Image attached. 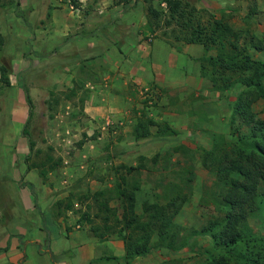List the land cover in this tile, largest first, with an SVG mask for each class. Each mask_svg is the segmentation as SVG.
Here are the masks:
<instances>
[{
	"label": "rangeland",
	"instance_id": "obj_1",
	"mask_svg": "<svg viewBox=\"0 0 264 264\" xmlns=\"http://www.w3.org/2000/svg\"><path fill=\"white\" fill-rule=\"evenodd\" d=\"M183 1L195 8L202 21L209 14L223 16L233 28H251L264 39V0ZM77 2L75 7L70 0H0L1 59L10 68L9 85L0 82V264H42L40 258L47 254L38 250L37 240L46 230V212L61 214L72 209L77 220L83 221L87 213L91 224L101 226L99 216L106 212H100L98 201L106 200L119 214V200L94 193H105L114 184L112 166L139 162L143 165L137 174L136 213H141L144 200L153 201L169 184H178L186 193L172 218L177 227L175 248L151 250L157 264H197L203 257L202 248L210 243L201 228L221 217L219 188L214 174L201 163L202 151L210 148L216 134L230 139V105L237 90L212 88L200 63L213 51L176 39L177 27L165 23L162 2ZM149 3L162 12L153 30L146 20ZM250 4L259 13L246 23ZM134 23L144 26L137 28L136 38L129 33ZM249 52L262 58L258 52ZM122 62L133 69L130 76L119 75ZM22 84L32 103L29 116ZM86 101L112 107L96 109L98 113L91 117L82 110ZM252 109L264 118L263 99L254 102ZM145 118L156 125L148 126L147 136L135 139L132 127ZM164 125L175 133L156 131ZM22 129L32 142L30 150ZM54 163L81 172L70 193L57 199L58 203L34 202L35 210L25 213L17 193L20 184L28 185L24 171L31 167L33 181L42 180L46 173L42 177L39 171L53 169L50 165ZM52 193L44 199L50 202ZM245 225L257 236L264 235V213L249 212ZM27 233L33 234L32 242L37 244L26 246Z\"/></svg>",
	"mask_w": 264,
	"mask_h": 264
},
{
	"label": "trees",
	"instance_id": "obj_2",
	"mask_svg": "<svg viewBox=\"0 0 264 264\" xmlns=\"http://www.w3.org/2000/svg\"><path fill=\"white\" fill-rule=\"evenodd\" d=\"M70 1L77 7L78 0ZM157 1L164 4L165 23L172 22L177 27L176 39L213 51L200 63V71L209 79L212 88L225 91L235 87L237 90L230 105V139L216 134L210 148L202 151L201 163L214 174L219 188L221 217L210 220L201 228L200 232L209 235L210 243L202 248L200 254L203 257L197 264H264V235L257 236L245 225L249 212L264 213V118L257 117L252 109L254 102L264 100V39L251 28H233L223 16L209 14L202 21L195 8L183 0ZM145 11L147 23L153 30L162 12L151 3L146 5ZM258 13L256 5L250 4L244 15L246 23ZM262 18L264 30V12ZM3 50L4 37L0 33V82L8 86L10 68L8 62L4 63L1 59ZM249 50L260 53L262 58L253 57ZM21 88L29 116L31 99L27 87L22 84ZM149 125L156 124L150 118L138 119L132 127L134 138L147 136ZM156 131L161 134L175 133L167 125L157 126ZM21 133L27 139L30 150L32 142L28 133L24 129ZM46 159L51 160L50 156ZM42 165L31 164V167ZM142 165L139 162L136 166H112L114 184L105 193H94L95 197L108 194V197L113 195L119 200V214L117 208L108 206L106 200L98 201L100 212H106L99 216L101 226L91 224L92 220L85 214L94 237L104 239L115 234L114 237L122 241L124 264L155 248H175L177 227L172 218L186 200V193L178 184H169L153 201L144 200L141 213H136L137 174ZM54 167L55 163L50 165V168ZM45 173L46 170L39 171L42 177Z\"/></svg>",
	"mask_w": 264,
	"mask_h": 264
},
{
	"label": "crops",
	"instance_id": "obj_3",
	"mask_svg": "<svg viewBox=\"0 0 264 264\" xmlns=\"http://www.w3.org/2000/svg\"><path fill=\"white\" fill-rule=\"evenodd\" d=\"M143 27V25L140 24L137 26L135 23L129 25L130 36L135 37L137 28L143 29ZM123 36L124 35L121 37L124 38ZM120 65L118 66L120 67L119 71L121 70L122 72H120L119 75L130 76L133 69L127 68L125 62H122ZM105 99L110 101L109 97ZM111 107L110 103L108 105V103L104 104L103 102L102 105L96 106L95 104L89 105L88 101H86L82 110L92 117L94 113H98L96 109L103 108L107 110ZM119 109H121V107H119ZM20 110L23 116L24 108L22 105L20 106ZM121 110L123 112L125 111L124 109ZM32 171V168H28L24 171V177L28 181V185L22 186L20 184L17 192L22 209L25 213L35 210V203L36 205L56 203L57 199L67 196L73 187L74 179L81 173L77 167L64 164L48 170L45 179L41 180L40 177H37V180L33 181V177L31 178L29 176L33 174ZM27 186H29V188ZM29 190H31V193ZM51 191H55V194L52 193L53 195L49 202L44 198L47 194L51 193ZM73 204H76V202H73ZM58 212V210H55L51 212V214L50 212L44 214L46 230L43 231V238L37 240L40 245L38 250L44 252L47 256H53V259L50 261L48 257L44 255L43 258H40L42 264H124L122 259L124 249L120 239L109 236L107 239L100 241L90 232L86 215H84V218L80 217L83 219V221H81L77 220L78 216L74 214L72 209H67L61 214H58ZM40 213H43L41 210L39 216H42ZM48 222L50 223L47 224ZM40 231L41 229L38 230V236L40 235ZM32 239L33 234H28L26 240L27 247L37 244V242H32ZM16 245L17 242L15 243V247ZM155 258L156 255L150 251L144 255L135 256L130 260L129 264H157Z\"/></svg>",
	"mask_w": 264,
	"mask_h": 264
}]
</instances>
